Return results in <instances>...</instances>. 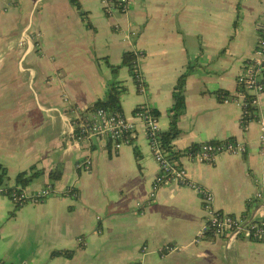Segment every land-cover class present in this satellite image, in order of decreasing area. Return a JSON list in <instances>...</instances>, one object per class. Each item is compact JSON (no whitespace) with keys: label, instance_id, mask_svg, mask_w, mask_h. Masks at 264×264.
Listing matches in <instances>:
<instances>
[{"label":"crops","instance_id":"obj_1","mask_svg":"<svg viewBox=\"0 0 264 264\" xmlns=\"http://www.w3.org/2000/svg\"><path fill=\"white\" fill-rule=\"evenodd\" d=\"M78 2L80 9L69 0H0V164L8 174L2 186L17 187L18 173L37 170L26 195L51 188L42 201L20 205L0 193V260L132 264L146 245L143 264H264L261 240L220 235L194 243L204 220L199 192L170 181L145 204L158 165L140 122L116 151L98 137L77 139L72 126L120 80L127 86L122 114L133 118L135 107L146 105L166 131L173 87L186 72L174 148L229 137L246 148L212 163L180 156L187 178L213 194L220 212L264 213L259 119L243 130L237 97L224 101L216 93L239 95L236 77L255 54L264 0H134L110 15L100 0ZM126 51L142 53L144 91L126 67L111 71L105 63L119 65ZM256 107L263 117L264 91ZM86 159L88 167L78 169ZM57 170L60 177L50 178ZM165 246L179 249L164 252Z\"/></svg>","mask_w":264,"mask_h":264},{"label":"built area","instance_id":"obj_2","mask_svg":"<svg viewBox=\"0 0 264 264\" xmlns=\"http://www.w3.org/2000/svg\"><path fill=\"white\" fill-rule=\"evenodd\" d=\"M134 0H100L105 14L110 15L115 11L126 12ZM128 37V36H127ZM129 40V38H127ZM237 84H243L248 94L255 97L264 91V21L261 28L258 43L253 58L245 64V69L236 77ZM139 91H144V84L140 79L138 85ZM229 98L224 99L228 101ZM241 107L244 106L243 94L235 99ZM140 122L144 128L145 135L150 147L151 155L158 165V173L153 178L150 190L145 204H150L155 200L160 187L166 182H176L181 186L189 187L202 197V208L204 211L203 225L199 228L194 243L199 242L204 237H217L225 235L228 240L238 239L240 237L254 238L264 241V213L262 207L255 209L247 215L237 217L216 210L213 206V194L205 187L190 180L186 176L184 167L180 164L174 166L167 159L165 150L161 147L158 137L161 131L158 126L157 117L150 113V108L142 105L133 114V118H127L121 112H108L102 108L94 112L85 111L78 113L72 122L74 135L77 139L90 142L94 138H101L112 145L114 151L122 145L129 144L133 133L136 130L137 123ZM259 144L264 150V116L259 120ZM246 151L245 146L235 141L234 143H224L218 145L203 142L202 146L195 152H190L187 156L198 162L212 163L215 158L223 153L241 155ZM90 160L86 159L76 164L78 169L87 168ZM18 188V187H17ZM6 190L0 186V193ZM51 193L49 186L44 187L34 194L26 195L23 189L20 192L12 191L10 198L14 203L23 204L26 202H39L45 199ZM260 196L261 194H257ZM178 246H165L163 251H174ZM147 253V246L143 245L140 249L141 257L132 264H143V257ZM0 264H11L0 260Z\"/></svg>","mask_w":264,"mask_h":264},{"label":"trees","instance_id":"obj_3","mask_svg":"<svg viewBox=\"0 0 264 264\" xmlns=\"http://www.w3.org/2000/svg\"><path fill=\"white\" fill-rule=\"evenodd\" d=\"M77 9H80V3L78 0H69ZM117 2L118 0H114ZM85 12L80 11V14L83 15ZM142 56V53L138 51H126L123 53L120 64L119 65H111L108 64L107 60L105 59V63L110 68L111 71H115L118 67L124 66L130 72L136 87L138 89L139 81H140V74L138 72V59ZM186 72H183L177 82L175 83L172 91V105L169 108V127L166 131L159 132V143L161 147L165 150L167 159L173 164L174 166L180 165V156L188 154L190 152L197 151L203 144L200 143H192L184 150H177L174 148L172 144V140L178 135L179 127H178V120L180 116L184 113L185 110V81H186ZM238 92L243 94V101L244 106L242 107V114L240 118V126L244 130L250 121L258 120L259 116L257 114V107H256V97L253 94H248L245 91L243 84H237ZM127 91V86L120 80H114L109 83L108 88L106 90L104 98H99L93 104H91L86 110L89 112H94L95 110L102 108L108 112H121V96ZM217 96L220 100H224L226 98H235L237 96L229 95V93L225 90H217ZM140 106H136L133 110V114L139 109ZM150 113L154 116H158V111L156 109L150 108ZM222 141L224 143H234L236 139L234 137H229L224 140H209L206 141L207 143L218 145ZM109 144L108 142H106ZM134 154L135 157H139V151L136 147H134ZM40 171H32L31 173L27 172H20L15 177V182L17 187H4L6 192L10 196L12 191H16L17 193L20 192V189H23L30 181L31 177L39 174ZM50 178L58 179L60 177V171H52L49 173ZM8 178L6 168L0 164V186L4 184ZM20 185V187H19ZM16 205H20L19 203H15ZM57 253V252H55ZM67 254V252H65Z\"/></svg>","mask_w":264,"mask_h":264}]
</instances>
